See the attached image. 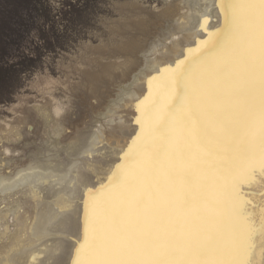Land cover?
Returning a JSON list of instances; mask_svg holds the SVG:
<instances>
[{
  "label": "snow or ice",
  "instance_id": "1",
  "mask_svg": "<svg viewBox=\"0 0 264 264\" xmlns=\"http://www.w3.org/2000/svg\"><path fill=\"white\" fill-rule=\"evenodd\" d=\"M215 6L221 28L137 105L121 164L85 192L79 264H252L264 235L245 191L264 178V0Z\"/></svg>",
  "mask_w": 264,
  "mask_h": 264
},
{
  "label": "bare ground",
  "instance_id": "2",
  "mask_svg": "<svg viewBox=\"0 0 264 264\" xmlns=\"http://www.w3.org/2000/svg\"><path fill=\"white\" fill-rule=\"evenodd\" d=\"M160 1L159 7L135 1L115 6L118 15L107 23V39L85 46L64 68L66 75H82L83 93L61 88L63 101L57 102L49 93L60 83L39 78L35 136L30 121L22 123L24 133L2 120L0 264H50L60 253L56 264H79L85 192L108 184L121 164L139 131L137 105L156 92L178 60L193 56L222 26L216 0ZM78 100L83 104L71 105ZM23 102L10 110L19 111ZM245 191L257 194L247 198L256 205L253 220L264 222V178ZM254 243L252 264H264V235Z\"/></svg>",
  "mask_w": 264,
  "mask_h": 264
},
{
  "label": "rangeland",
  "instance_id": "3",
  "mask_svg": "<svg viewBox=\"0 0 264 264\" xmlns=\"http://www.w3.org/2000/svg\"><path fill=\"white\" fill-rule=\"evenodd\" d=\"M125 1L161 4L160 0H0V125L4 126L3 119L19 127L30 121L31 135H36L40 121L34 107L42 99L35 88L39 78L60 83L49 93L57 102L63 101L61 88L71 95L83 93L87 84L82 75H66L64 68L85 46L96 47L107 39V23L118 15L115 6ZM22 99L19 111H11ZM23 129L28 132L27 126ZM62 256L56 255L50 264Z\"/></svg>",
  "mask_w": 264,
  "mask_h": 264
}]
</instances>
